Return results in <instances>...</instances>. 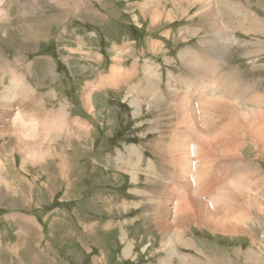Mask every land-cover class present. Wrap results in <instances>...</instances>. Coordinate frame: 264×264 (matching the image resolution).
Segmentation results:
<instances>
[{"label": "rangeland", "instance_id": "obj_1", "mask_svg": "<svg viewBox=\"0 0 264 264\" xmlns=\"http://www.w3.org/2000/svg\"><path fill=\"white\" fill-rule=\"evenodd\" d=\"M227 1L255 18V31L247 28L249 24H241L239 15L233 14L231 8L226 21L229 18L234 23L228 22L226 32L220 30L204 19L199 0H160L159 3L156 0H78L79 6L72 1L65 14L59 13V8H52L56 6L47 0H37L39 9L28 15L23 13L20 3L12 0L11 21L0 28L7 34L0 31V85L10 86L13 76L30 81L34 89L40 88L39 94L48 111L64 112L68 101L69 107L65 108L71 117L86 120L92 131L81 139L75 138L71 148L69 142L61 139L48 146H57L59 156L63 153L67 156L64 164L51 157L45 167L19 171L18 155L14 154L17 163L11 166L12 153L0 151V159L10 173L9 180L15 184L13 187L21 189L27 197H14V188L5 191L2 186L0 190V264L163 263L164 234L154 223L157 206L152 200L161 195L166 184L168 200L177 190L174 203L179 205L185 201L186 190L182 192L180 178L170 177L174 169L170 167L163 144L159 146L161 155L157 153L160 136L168 140L175 128V111L170 109L174 99L168 85L174 78L192 79L191 61L180 58V54L206 60L220 54L224 73L233 72L236 66L241 71L242 84H257L264 94V0ZM145 2L147 7L141 10L140 5ZM76 8L78 11H74ZM154 8L159 9L161 17L159 14L152 22ZM183 9L187 10L183 12ZM214 9L211 7L210 12ZM151 43L161 44V52L150 51ZM115 47L129 49L122 61L116 58ZM73 49L77 52L83 49L85 53L72 52ZM97 56L102 58L101 62ZM117 60L125 69L135 70L137 77L131 80L135 87L145 86L146 63L156 69L161 79L159 90L167 100L160 97V105L156 106L149 95L142 96L141 112L134 116L135 108L129 102L135 94L129 93V86L124 84L113 90L107 87L92 97L93 120L82 106L83 89L87 81L108 75ZM52 91L58 95L57 99L48 95ZM130 145L145 152L141 165L145 173L149 172L146 166L150 161L155 168L149 179L140 174L137 184L131 182L130 174L117 161L120 153L126 155V147ZM245 152V159H256L254 150ZM258 164L264 173V157ZM64 165L70 168L63 169L61 176L58 168ZM13 167L19 174L12 171ZM225 173L227 169L220 167L219 176ZM28 183L32 184V193L28 191ZM260 217L263 223L255 218H252L254 222L247 223L255 232V239L223 236L218 232L209 234L197 226L184 229L191 247H180L181 251L171 256L169 263L178 264L184 255H188L184 262L190 264H235L231 255L241 252L248 256L257 253L264 258V214ZM127 244L132 245V250L124 258L122 251ZM224 254L229 255V261ZM254 260L252 264H258L261 258Z\"/></svg>", "mask_w": 264, "mask_h": 264}, {"label": "bare ground", "instance_id": "obj_2", "mask_svg": "<svg viewBox=\"0 0 264 264\" xmlns=\"http://www.w3.org/2000/svg\"><path fill=\"white\" fill-rule=\"evenodd\" d=\"M14 1L22 5L23 13L27 15L40 7L37 0ZM47 1L56 6L52 8H59L58 12L64 14L71 8L72 1L76 3V6H79L78 0ZM156 2L159 3L160 0H156ZM146 3L140 5L141 10L146 9ZM199 3L203 8L201 13L204 15V19L207 22L214 23L220 30L225 31L226 26L229 25L228 22L234 23L229 18L226 21V16L231 14L228 13L231 8L233 14L239 15L237 18L241 24H249L247 28L255 31L256 24L253 21L255 18L248 15L243 9L241 10L237 5L232 6V3L227 0H199ZM12 5V0H0V28L10 20V11L11 8H14L11 7ZM211 7L212 9L215 7L212 13L210 12ZM186 10L183 9V12ZM74 11H78V9L76 8ZM152 12L154 17L152 22L159 14L161 17L158 8L157 11L154 8ZM28 27L29 30L31 27ZM244 29L245 26L242 30ZM0 31L6 34V30ZM9 38L7 39L9 40ZM20 41L24 42L22 39ZM82 46L83 44L80 47ZM160 46L159 43H151L150 51L161 52L162 47ZM116 49L117 51L114 53H117V55L115 56L122 61L121 58L129 52V49L126 47H117ZM77 51V49L72 50L76 53H85L83 49H80V52ZM86 53L89 54L88 51ZM219 57H221L220 54L206 60L202 57L188 56L186 53L181 57L180 54V58H188L191 61L192 68L188 65H185V67L190 68L192 79L175 80L176 78H174L170 84L169 81L167 83L169 84L171 98L174 99V102L170 104V109L175 111V128L173 135L168 140L163 135L160 136L157 153L161 155L159 146L163 144L164 150L167 151L166 156L169 158L170 167L174 169L169 175L172 178H180L182 192L184 193L185 188L186 190L184 194L185 201L179 205L174 203L177 190L172 199L168 200L166 184H163L164 191L160 190L161 195L152 200L157 206L154 223L156 228L164 234L162 251L165 253L166 258H164L162 264H170L169 258L178 255L181 251L180 247H191V240L186 237L185 232L183 234V230L191 229V226L204 229L209 234L218 232L217 234L221 233L220 235L223 236H247L255 239V232L248 224L254 222L252 218L263 223V217L260 216L264 214V173L258 163L259 159L264 157V94L259 91L257 84H255L256 86L242 84L241 74L239 73L241 71H238L236 66L233 67V72L230 69L231 73H224L225 67L220 64ZM96 59L102 61V58L98 56ZM119 60H117L118 63L115 61L116 64H113V66L110 65L112 68L108 75H98V78L89 80L85 84L81 102L88 115H92V119L95 118L92 97L95 92L105 90L107 87L113 90L124 86V84L129 86V93L135 94L129 102L135 108L134 116L139 115L141 112L144 102L141 99L142 96L149 95L152 104L156 106L161 101L160 97L166 99V95L159 90L161 79L160 73L156 69L146 63L143 68L146 78L145 86L143 87L141 84L143 88L135 87L131 84V80L137 77L135 70L125 69ZM29 83L13 76L10 86L3 87V85H0V102L2 100L0 105L7 106L6 110L0 112V151L6 152L9 150L13 157L14 154H17L21 164L18 165L19 171L24 172H27V167L29 169H35L38 166L45 167L51 157L56 160L58 158L59 163L64 164L67 156L64 153L59 156L57 146L52 148L48 146L54 140L59 141L61 139L62 141L66 140L67 143L69 142L71 148L75 138L81 139L82 135H90L92 131V126L86 120L71 117L72 114L70 115V112L65 108L67 105L69 107L68 101H65L64 112L60 113V109H58L56 112L49 111L47 113L45 102H42L39 94L40 88L38 90L34 89ZM11 94L12 96L15 95V99H11ZM48 94L53 99L58 97L55 91ZM148 101L150 102V100ZM251 105L254 106L251 107ZM32 107L34 108L31 109ZM261 118H263V121H259ZM10 144L11 148L9 146L7 149ZM140 149L136 145L127 146L126 155L124 156L119 152L120 157L117 158L123 170L130 174L131 182L135 184L138 183L140 174L146 175L149 179L150 176L148 175L155 171L154 164L151 161L146 166L149 169V172H146L147 174L144 169H141L145 152ZM244 150H246V154L254 150L256 159L253 161L245 159L243 157ZM166 156L165 158H167ZM16 160L15 156L12 159L11 166H15ZM65 165L58 168L61 176L63 169L69 171L70 167ZM220 167L226 168L227 173L219 176ZM13 170H16L15 173L19 174V171L17 172L14 167ZM78 173L77 175H79ZM9 179L11 180L10 173L0 159V190L2 186L5 191L14 188L13 185L15 184ZM28 185L30 193L32 184L28 183ZM69 186L71 185L69 184ZM14 190L16 194L14 197L27 198L20 191L21 189L16 190L14 188ZM256 247L258 248V245ZM131 250L132 245L127 244L122 251L123 257L128 258ZM185 256L188 255L182 256L178 264H190V262H184ZM249 257L251 260L260 257L261 260L258 264H263L264 258L257 253H250Z\"/></svg>", "mask_w": 264, "mask_h": 264}, {"label": "crops", "instance_id": "obj_3", "mask_svg": "<svg viewBox=\"0 0 264 264\" xmlns=\"http://www.w3.org/2000/svg\"><path fill=\"white\" fill-rule=\"evenodd\" d=\"M49 95V94H48ZM42 100V102H45L43 99H41ZM36 105V104H35ZM6 108H7V106H2V105H0V112H2V111H4V110H6ZM45 110H46V112L48 113L49 111L45 108ZM224 256H226L227 257V260H228V257H229V255L228 254H224ZM231 257H232V260L231 261H233V259H234V263L235 264H252V262H254L255 260L252 258V260L250 259V257L248 256V255H244V253L243 252H241V253H236V254H234V255H231ZM225 260V259H224ZM226 260V261H227ZM229 261V260H228ZM230 261V262H231Z\"/></svg>", "mask_w": 264, "mask_h": 264}]
</instances>
